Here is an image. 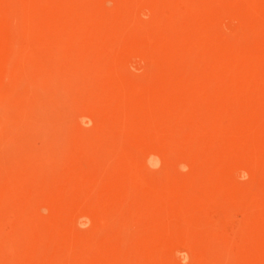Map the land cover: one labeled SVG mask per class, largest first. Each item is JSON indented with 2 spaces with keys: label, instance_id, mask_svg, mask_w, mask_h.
<instances>
[{
  "label": "rangeland",
  "instance_id": "rangeland-1",
  "mask_svg": "<svg viewBox=\"0 0 264 264\" xmlns=\"http://www.w3.org/2000/svg\"><path fill=\"white\" fill-rule=\"evenodd\" d=\"M0 264H264V0H0Z\"/></svg>",
  "mask_w": 264,
  "mask_h": 264
},
{
  "label": "clouds",
  "instance_id": "clouds-1",
  "mask_svg": "<svg viewBox=\"0 0 264 264\" xmlns=\"http://www.w3.org/2000/svg\"><path fill=\"white\" fill-rule=\"evenodd\" d=\"M240 178H241L242 180L247 179V178H248V177H247V173H246V172H242L241 175H240Z\"/></svg>",
  "mask_w": 264,
  "mask_h": 264
}]
</instances>
